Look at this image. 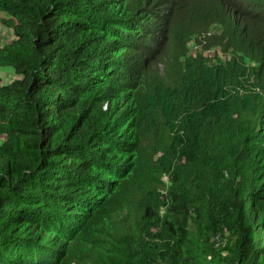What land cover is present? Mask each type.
Segmentation results:
<instances>
[{"label": "trees", "instance_id": "obj_1", "mask_svg": "<svg viewBox=\"0 0 264 264\" xmlns=\"http://www.w3.org/2000/svg\"><path fill=\"white\" fill-rule=\"evenodd\" d=\"M124 1L0 0V264H264V0Z\"/></svg>", "mask_w": 264, "mask_h": 264}, {"label": "rangeland", "instance_id": "obj_2", "mask_svg": "<svg viewBox=\"0 0 264 264\" xmlns=\"http://www.w3.org/2000/svg\"><path fill=\"white\" fill-rule=\"evenodd\" d=\"M142 5H143V1H140V0H134V1H128V2L124 1L121 7V11L122 13L129 12L130 14H132L134 11L140 10L142 8ZM152 9H154V12L162 11V9L157 8V6L155 7L153 6ZM6 17H7L6 14H4L3 12H0V46L5 45L9 43L10 41H12V30L3 23V20H5ZM133 35L137 36V39H142V36L139 34L134 33ZM189 49L191 52L195 51L192 44H190ZM215 49L218 50V51L216 50V52L218 53V56H220V58H222V56H226L224 55L221 47H215ZM134 53L135 52H130V54H128V57H130V55H133ZM135 65L136 66L140 65V59H138V61H136V64H134L133 66ZM158 68L160 69L161 67L158 66ZM0 77H1L2 82L6 84V83H9L11 80H13L15 76L11 69H2L0 71ZM3 138L4 136L0 135V143L2 142ZM263 206H264V189H263V192L257 198V207L260 211L262 210ZM249 218L251 219V215H249ZM263 243L264 242H262V244Z\"/></svg>", "mask_w": 264, "mask_h": 264}]
</instances>
